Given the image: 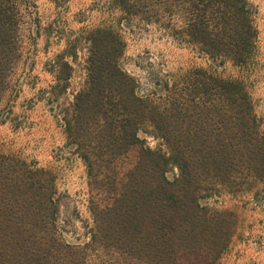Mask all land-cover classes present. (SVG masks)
<instances>
[{"label": "trees", "instance_id": "trees-1", "mask_svg": "<svg viewBox=\"0 0 264 264\" xmlns=\"http://www.w3.org/2000/svg\"><path fill=\"white\" fill-rule=\"evenodd\" d=\"M22 1L0 0V99L20 58ZM114 3L129 18H176L182 27L173 34L212 62H252L256 31L246 0ZM86 41L84 87L62 120L97 195L90 239L73 245L59 235L48 171L0 153V264H220L240 220L205 201L221 192L254 200L264 185V127L243 82L195 69L162 96L138 95L136 80L119 66L118 34L96 29ZM66 56L74 55L55 62V98L70 79ZM147 130L164 150L146 145L140 134ZM134 148L136 161L125 169Z\"/></svg>", "mask_w": 264, "mask_h": 264}, {"label": "rangeland", "instance_id": "rangeland-1", "mask_svg": "<svg viewBox=\"0 0 264 264\" xmlns=\"http://www.w3.org/2000/svg\"><path fill=\"white\" fill-rule=\"evenodd\" d=\"M114 1L23 0L20 58L0 99V153L19 157L51 174L59 209L58 233L73 245L90 239V207L97 195L89 187L83 160L67 141L62 119L63 110L84 87L89 49L86 38L90 32L111 29L118 34L123 43L119 66L136 80L138 95L162 96L166 85L171 87L195 69L204 70L242 81L264 127V0H246L252 10L256 48L251 64L245 68L227 60L212 62L182 36L174 35L172 30L182 27L176 18L165 17L159 22L129 18ZM63 54L74 55L65 57L72 71L67 89L59 90L55 98L51 94L57 83L55 62ZM140 137L151 149L161 147L149 130ZM136 150L131 149L123 159V168L135 163ZM176 173L171 171L168 177L172 179ZM261 187L254 200L221 192L205 201L212 207L233 209L240 220L239 237L225 251L220 264H264V185ZM88 263L102 262L91 259Z\"/></svg>", "mask_w": 264, "mask_h": 264}]
</instances>
